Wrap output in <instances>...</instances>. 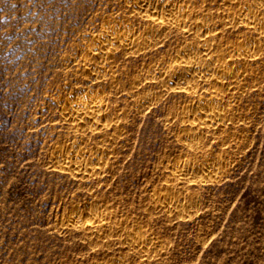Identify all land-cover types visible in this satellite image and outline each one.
<instances>
[{"label":"rangeland","instance_id":"374dc122","mask_svg":"<svg viewBox=\"0 0 264 264\" xmlns=\"http://www.w3.org/2000/svg\"><path fill=\"white\" fill-rule=\"evenodd\" d=\"M184 1L209 7L214 20L225 5L246 2H260L255 5H262L264 15L260 0ZM123 3L0 0V264H264V27L222 26L225 40L259 35L260 48L246 64L248 83L233 92L229 120L215 127L216 133L203 134L201 147L192 150L177 137L184 121L174 113L187 96L167 90L157 73L145 80L149 85L144 80L136 85L155 90L158 96H151L149 106L137 111L127 92L136 75L144 76L147 67L171 57L193 33L171 28L141 51H119L110 62L116 79L97 83L113 96L110 102L126 109L107 170L82 180L56 172L49 151L73 133L60 119L53 97L72 94L71 83L82 84L74 60L102 21L127 17L136 22ZM209 153L224 158L220 174L200 176L202 181L179 188L196 198L187 205L189 212L170 214L155 204L152 195L172 181L167 174L176 159L202 161ZM95 198L111 211L107 230L64 224ZM112 224L143 227L151 250L141 254L129 248L130 233Z\"/></svg>","mask_w":264,"mask_h":264},{"label":"bare ground","instance_id":"6f19581e","mask_svg":"<svg viewBox=\"0 0 264 264\" xmlns=\"http://www.w3.org/2000/svg\"><path fill=\"white\" fill-rule=\"evenodd\" d=\"M260 1L264 4V0ZM247 3L235 7L225 5L219 15L216 12L219 18L214 20L212 9L200 4L198 6L195 3H186L184 0H124L125 9L129 10L137 23L134 24L131 17V22L127 17V20L123 18L124 20L102 21L99 31L92 33L90 41L81 47L77 54L78 59L75 57V64L71 63L74 64L73 71L80 76L82 84L71 83L72 94L53 97L60 119L66 124L68 131L73 133L71 139L54 143L49 151L56 172H67L82 180L107 170L112 145H115L116 136L122 130L121 117L126 113V109L110 102L109 99L113 96L97 83L105 78H109L110 82L116 79V69L110 62L119 51H141L148 46L152 38H160L159 36L171 28L181 33L192 32L193 37L178 43L171 57L161 58L153 66L147 67L144 76L136 75L127 93L132 95V103L137 111L149 106L152 103L151 96H156L155 90L153 93L147 89L139 90L136 85L141 80L148 82V79L155 77L157 73L160 77L157 76L158 80L167 90H173L177 96L179 94L188 97L186 103L177 105L174 109L175 115L179 113L184 121L177 137L191 150L201 147L203 134L209 131L214 134L215 127L229 120L233 110V105L229 103L233 92L245 84L248 77L246 64L258 55L259 35H250L251 38L235 35V38L227 39L228 41L220 35L221 28L225 27L227 22L242 24L248 30H262V5L259 7L255 4L260 2L254 1V4ZM92 135L101 137L90 142L88 139ZM223 162L224 158L214 153H209L202 161L186 156L176 159L167 174L172 181L168 182L167 179L163 189L155 190V195H152L154 202L156 201L166 213L189 212L187 205L192 206L196 198L182 194L179 188L188 185L189 181L199 179L200 176L216 177ZM94 201L91 205L81 206L83 208L73 212L63 223L69 228L82 231H89L92 227L96 228V232L107 230L111 211L102 207L104 205L101 200L95 198ZM114 228L130 233L131 236L129 235L130 238L126 241L129 248L140 253L151 250L149 237L143 227H126L121 224ZM116 264L122 263L118 261Z\"/></svg>","mask_w":264,"mask_h":264}]
</instances>
